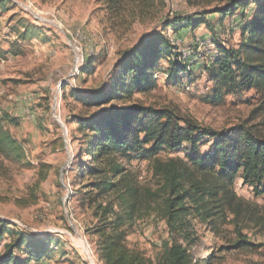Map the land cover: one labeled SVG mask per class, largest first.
Instances as JSON below:
<instances>
[{"label":"rangeland","instance_id":"obj_1","mask_svg":"<svg viewBox=\"0 0 264 264\" xmlns=\"http://www.w3.org/2000/svg\"><path fill=\"white\" fill-rule=\"evenodd\" d=\"M228 1L120 0L110 9L108 0H0V120L21 147L16 154L0 152V220L13 232L46 240L44 253L30 264H100L98 237L88 231L96 220L72 198L93 181L80 180L89 159L77 157L83 131L75 118L94 109L77 98L105 86L122 55L149 34L162 32L166 21L202 18L213 32L204 25L193 33L186 25L163 31L187 60L189 73L172 83L156 69L153 89L119 104L169 108L212 132L246 123L264 136V110L259 109L264 86L209 102L213 84L207 68L218 58L215 43L235 47L256 8L250 3L221 25L212 12ZM209 146L204 143L201 150ZM173 157L183 153L160 152L151 159L123 162L137 190L125 245L153 262L170 238L166 191L155 166ZM234 192L240 201L234 211L224 213L214 232L195 220L188 236L178 237L202 264L205 259L211 264H264V198L239 179ZM108 198L114 200L113 195ZM10 238L0 243V255ZM14 258L23 261L24 255L15 251Z\"/></svg>","mask_w":264,"mask_h":264},{"label":"trees","instance_id":"obj_2","mask_svg":"<svg viewBox=\"0 0 264 264\" xmlns=\"http://www.w3.org/2000/svg\"><path fill=\"white\" fill-rule=\"evenodd\" d=\"M108 1L110 9L120 2ZM250 3L256 8L240 31V42L235 47L215 43L218 58L207 68L208 80L213 84L212 104L219 103L224 94L264 86V0H229L212 13L224 25ZM184 25L190 27L191 33L201 25L213 32L202 18L196 22L180 17L166 21L162 32L149 34L122 55L105 86L77 98L83 106L94 109L90 115L75 118L83 131L77 157L89 159L80 180L91 177L93 181L76 190L72 198L78 205H86L96 220L88 231L98 237L100 264H202L178 240L188 236L191 222L204 223L214 232L224 213L234 211L240 201L234 192L237 179L251 187L255 196L264 198V136L251 126L242 123L212 132L169 108L137 102L119 104L134 93L153 89L156 69L172 83L189 73L187 60L163 33L168 28L176 32ZM259 109L264 110V100ZM4 121L0 120V152L16 154L21 147L4 128ZM209 142L208 150L203 152L201 147ZM160 152H182L183 157L169 158L155 166L166 191L164 217L170 238L153 262L125 245V225L134 209L137 190L131 186L123 162L151 159ZM110 195L114 200L108 198ZM7 235L11 241L4 246L0 264H30L44 253L46 240L13 232L9 224L0 220V243ZM15 251L24 255L23 261L14 258ZM204 262L211 264L210 259Z\"/></svg>","mask_w":264,"mask_h":264},{"label":"built area","instance_id":"obj_3","mask_svg":"<svg viewBox=\"0 0 264 264\" xmlns=\"http://www.w3.org/2000/svg\"><path fill=\"white\" fill-rule=\"evenodd\" d=\"M90 264H92V261H90Z\"/></svg>","mask_w":264,"mask_h":264}]
</instances>
